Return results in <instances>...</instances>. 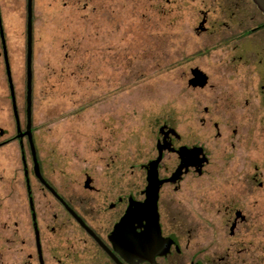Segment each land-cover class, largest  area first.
<instances>
[{
  "label": "flooded vegetation",
  "instance_id": "af4514ba",
  "mask_svg": "<svg viewBox=\"0 0 264 264\" xmlns=\"http://www.w3.org/2000/svg\"><path fill=\"white\" fill-rule=\"evenodd\" d=\"M164 2L190 6L193 37L214 36L204 50L225 53L221 63L242 78L236 108L248 113L241 118L250 123L248 130L243 134L236 125L229 147L219 117L209 141L186 139L169 117L154 125L145 162L141 148L134 180L125 159L120 172L102 178L89 171L50 173L48 162L56 168V161L49 160L39 134L46 123L37 124L43 68L34 53V15L31 37L27 15L19 75L0 16V164L11 166L0 173V264H264V247L253 243L255 227L264 226V213H255L259 202L264 207L258 164H264V16L251 0H159L162 10ZM194 70L207 77V85L192 89L208 88L198 67L190 80ZM156 162L154 211L144 206ZM230 167L236 198L222 204L219 186ZM135 207L136 217L117 231Z\"/></svg>",
  "mask_w": 264,
  "mask_h": 264
},
{
  "label": "rangeland",
  "instance_id": "374dc122",
  "mask_svg": "<svg viewBox=\"0 0 264 264\" xmlns=\"http://www.w3.org/2000/svg\"><path fill=\"white\" fill-rule=\"evenodd\" d=\"M158 2L33 0L34 53L43 68L38 72L37 124L46 123L39 134L58 167L49 161L50 173L89 171L102 178L120 172L125 159L128 178L134 180L141 148L145 162L154 125L169 117L180 134L197 141L213 138L219 117L229 147L236 125L241 123L243 134L248 130L250 123L241 119L248 113L236 108L242 78L221 63L225 53L204 50L216 42L214 36L193 37L190 6L184 10L164 2L162 10ZM27 15L28 0H0L18 75ZM195 67L208 76V88H190ZM258 164L264 172V164ZM10 168L2 163L0 173ZM232 169L223 170L222 204L236 198ZM259 205L255 213L262 214ZM253 243L264 247V226L255 227Z\"/></svg>",
  "mask_w": 264,
  "mask_h": 264
},
{
  "label": "water",
  "instance_id": "95a60500",
  "mask_svg": "<svg viewBox=\"0 0 264 264\" xmlns=\"http://www.w3.org/2000/svg\"><path fill=\"white\" fill-rule=\"evenodd\" d=\"M251 2L253 3L255 9L261 15L264 16V0H251ZM32 7H33V0H28V29H29L30 37H31V32H32ZM30 49H31V45H30ZM192 74H193V78L189 81V86L191 88H194V89L204 88L207 85V77L201 71L194 70ZM157 164L158 162L152 165L150 172H149V177H148L149 188L147 191L148 201L146 202L144 206V209L146 210L156 211V199H157V194H158V181H157V176H156ZM178 174H176L172 180L177 179ZM138 212H139V209L137 207H135L134 209H130L126 217L123 219V222L121 223L117 231H119L121 228L128 225L130 220L136 217V214H138Z\"/></svg>",
  "mask_w": 264,
  "mask_h": 264
}]
</instances>
